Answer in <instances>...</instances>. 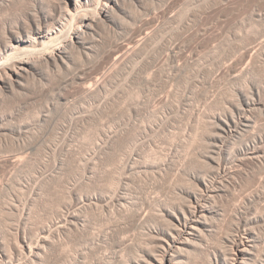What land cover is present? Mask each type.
Here are the masks:
<instances>
[{"label": "bare ground", "instance_id": "1", "mask_svg": "<svg viewBox=\"0 0 264 264\" xmlns=\"http://www.w3.org/2000/svg\"><path fill=\"white\" fill-rule=\"evenodd\" d=\"M169 1L173 0H0V139L25 131V118L16 113L13 103L27 98L32 90L50 87L61 100L66 98L63 90L66 91L67 86H76L88 101L108 92L109 79L149 51L163 36L165 23L170 25L180 19L175 12L166 19L165 16L161 24L162 15L158 10L166 14L172 7ZM183 1L194 5V2L208 0ZM142 4L149 6L152 16H146L139 23ZM241 7L245 6L240 5L238 12L235 11L239 23L231 37L237 48L236 72L240 85L236 88L238 92L235 90L232 95L235 98L232 109H224L217 116V147L206 154L207 168L198 169L194 165L186 169L190 163L185 164V170L175 173L172 164V167L170 164L164 166L159 162L164 160V163L167 157L162 159L155 154L151 159L154 164L147 160L148 164H142L140 173L137 169L139 178L132 173L138 178H135L138 188L136 183L134 185L138 195H132L134 189L128 187L133 185L127 184L128 187H124L129 192L119 195L117 190L114 192L115 188L120 189L122 182L118 173L125 167L133 170L137 166L130 164V158L126 157L124 164L125 158L119 156L129 141L126 133L115 131L109 135L106 132L109 140L108 143L105 140V153L99 156L111 157V167L115 163L116 169H108L110 164L104 161L101 164L108 172L103 170L98 158L99 163L94 160L95 153L91 154L94 161L90 174L82 170L86 166L76 168L84 174L79 173L82 176L74 187L60 192L63 194L57 202L56 223L42 225V233H37L35 240L28 236L26 225L24 228L16 225L14 243L9 242L8 237L0 238V264H12L15 255L23 258L17 264H264V121L261 119L264 112V31L259 30L260 18L254 12L248 17ZM228 38L227 34L220 46L225 47L230 42ZM17 106L20 107L19 102ZM34 114L38 118L47 115L41 110ZM110 126L112 131L115 124ZM194 140L186 142L185 151L192 147ZM4 153L0 155V170L12 167L22 171L32 162L28 155ZM77 160L78 167L85 164ZM122 175L125 176V172ZM105 177L111 186L107 194L99 188ZM103 206H110V213L109 210L103 212ZM4 212L10 220L17 216L11 210ZM111 225L115 228L113 231L105 228ZM133 230L131 237L129 232ZM8 234H11L9 230ZM54 236L61 237L54 240ZM115 237L120 250L117 248V252L115 248L116 253L111 254V251L110 255L111 249L107 247L113 244L111 240Z\"/></svg>", "mask_w": 264, "mask_h": 264}, {"label": "rangeland", "instance_id": "2", "mask_svg": "<svg viewBox=\"0 0 264 264\" xmlns=\"http://www.w3.org/2000/svg\"><path fill=\"white\" fill-rule=\"evenodd\" d=\"M169 5H172L168 8L171 12L167 10L164 14L163 11L158 10L159 14L161 13L160 16L162 15L160 17L161 24L167 16L169 17L175 12L180 17L179 23H177L178 21L174 22L176 25L171 23L173 25L171 29L172 25L165 23L166 26L163 27L161 39L137 61L133 62L130 67L124 71L118 70L119 72L109 79V91L103 93L98 99L88 101L78 88H75L76 86L69 85L66 91L63 90L66 98L61 99L62 102L68 103L62 104L61 100L57 99L58 94L55 93V95L51 92L50 87L41 91L39 89L32 90L27 98L19 99L13 103L16 104V113L25 118L26 128L23 133L12 134L9 136L13 137L0 139V155L5 154L4 152L11 156L28 155V160H32V162L22 171L12 167H5L0 170V238L2 240L8 237L6 239L14 243L13 240H15V233L18 229L16 225L19 224H21L20 228H24V225L27 226V231L29 230L27 234L34 240L39 235L37 233H42V225L55 224L59 212V203L57 202L61 201L60 195L63 194L60 192L65 188L74 187L84 170L86 174H90L93 161H96L97 158L100 161L99 163L97 160V163L100 167L102 166V169L104 168L103 170L105 167L101 163L105 161L110 164V161H113L111 157L107 159L99 155L105 153L107 146L105 140L108 143V136L115 131L131 136L128 138L125 136L126 139H129L125 148L128 152L123 149L122 154L119 153L120 155H118H123L121 158L126 157L127 160L130 158L128 160L130 164L135 163L137 166L131 170L124 165L127 162L126 158L122 160L123 163L125 161L122 164L125 168L118 173V179L124 182H121L120 189L118 187L114 189V192L117 190L119 195L129 192L128 188L134 189V192L133 189H130L134 193H131L132 195H138L136 190L138 181L136 179L139 178L142 164H148L147 160L151 162L155 154L161 156L162 159L167 157L164 162L166 164L162 163L164 161L162 159V161H158L164 166L169 164L171 166L172 164L173 167H171L175 173L185 170V164L189 165L190 163L191 165L186 166V169L194 165L198 169L207 168L205 167L207 163H205L206 154L208 155V152L211 153L217 147L215 140L218 131L217 116L221 115L224 109H232L234 105L232 95L234 96L236 88H239L240 85L236 72L239 65L237 64L239 61L237 48L235 47L236 43L231 38L239 23L238 13L235 11L238 12V7L241 5L245 6L241 9L243 8V14H247L248 17L254 12L256 17L260 18L259 30L261 28L260 31L263 32L264 0H208L203 3L194 2V5L183 0H179V2L173 0ZM157 6L160 7L161 5ZM148 8L149 6L144 4L139 6L140 14L137 19L139 23V20L143 21L147 18L146 16H152V11H149ZM246 11L248 12L246 13ZM247 15L244 18H247ZM226 32L230 42L228 41L229 43L223 47L220 46V43L222 44L223 38L227 36ZM225 66L228 71L224 68ZM112 72L113 74L116 73V71ZM112 72L108 78L111 77ZM236 91L238 92V90ZM56 92L61 91L56 90ZM136 94H139L137 98L134 97ZM68 99L70 100L67 101ZM48 101L52 103L47 104ZM18 102L20 107L17 106ZM54 102L56 103L54 104ZM48 105L50 109H47ZM36 110L43 111V114L46 112L47 115L44 114L45 116L42 118L35 117ZM261 116L263 117H261L262 121H264V112L261 113ZM110 125L115 127L113 129L112 126L114 132L111 131ZM128 128L129 132L127 131ZM204 129L209 132L207 131V133ZM130 132L132 134H129ZM194 135L197 137V139L195 138L196 141ZM190 139L194 140V144L185 151L186 142ZM97 141H99L98 145ZM101 142L104 144V147L101 144L103 148L99 144ZM6 145L7 147H5ZM8 147L10 148L6 149ZM10 149L12 151L8 152L7 150ZM129 151L132 153L133 159ZM123 152H126L125 156ZM91 154L92 156L95 155L94 160ZM195 155L196 158L194 159ZM84 156L90 157L85 159ZM168 156L174 158L173 160L176 162H173ZM185 156L187 157L185 161H187L184 163ZM78 158L82 163L83 161L85 163H81L82 167L79 164L80 168L77 165L80 163ZM198 161L199 163H197ZM154 162L151 163L154 164ZM151 163L149 165H152ZM114 164L113 166L116 167ZM85 166L86 168L82 169ZM111 166L112 164L107 168L110 169ZM114 167L111 169L115 170ZM76 168L82 169L83 171H80L82 173L79 174L80 172ZM137 169L139 173L136 172ZM105 171L108 172L107 169ZM124 172L125 176L122 175ZM127 173H129L128 177L126 176ZM132 173L135 175L138 173L139 175H136L138 178L135 177V179ZM120 174L121 177H119ZM106 177L102 182L104 181V186L108 183L109 185L104 187L101 181V185H99L101 191L106 192L104 194L110 193L111 190L109 189L111 187L110 182ZM105 180H108V183ZM128 181L129 184L131 183L130 185ZM126 184L128 186L133 185V187H128ZM124 186L128 188L125 190ZM49 194H52L51 198ZM44 199L45 201H42ZM44 204L46 205L44 206ZM103 207L104 209L101 207L103 212L109 210L110 213L112 205L111 207ZM112 208L114 210V205ZM4 210H11L16 213V219H13L16 221L8 219L9 216ZM22 213L23 216H21ZM97 223L100 224L99 221ZM105 228H109L110 231L115 229L113 225ZM8 230L11 234H8ZM133 232L134 230L129 232L131 237ZM61 236H54L53 238L56 240L57 237L60 238ZM114 239L111 240L114 246L108 244L107 249H111L110 251L107 250L109 254L111 251V254H115V248L117 252V248L120 250V245L116 241L117 238ZM11 247V250L14 251L13 244ZM18 258L20 256L15 255L12 264H17L19 260L23 259ZM94 262L98 263V259H95Z\"/></svg>", "mask_w": 264, "mask_h": 264}]
</instances>
